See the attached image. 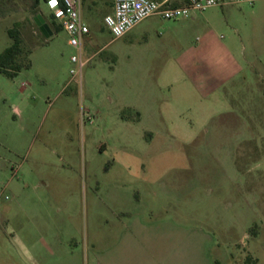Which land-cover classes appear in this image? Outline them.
Masks as SVG:
<instances>
[{
	"label": "rangeland",
	"instance_id": "rangeland-1",
	"mask_svg": "<svg viewBox=\"0 0 264 264\" xmlns=\"http://www.w3.org/2000/svg\"><path fill=\"white\" fill-rule=\"evenodd\" d=\"M36 16L0 17V54L17 20L26 47L0 72V264H264V0L120 38L83 18L75 73Z\"/></svg>",
	"mask_w": 264,
	"mask_h": 264
},
{
	"label": "built area",
	"instance_id": "built-area-1",
	"mask_svg": "<svg viewBox=\"0 0 264 264\" xmlns=\"http://www.w3.org/2000/svg\"><path fill=\"white\" fill-rule=\"evenodd\" d=\"M53 4V13L62 23L69 35V43L79 50L72 61L79 72L86 63L83 59V39L90 32L89 26L81 16L82 0H64L60 6L58 0H49ZM253 0H114L113 12L104 17L106 27L114 38H120L131 31L143 20L153 15L164 19H178L194 16L196 12L214 6H224Z\"/></svg>",
	"mask_w": 264,
	"mask_h": 264
},
{
	"label": "trees",
	"instance_id": "trees-1",
	"mask_svg": "<svg viewBox=\"0 0 264 264\" xmlns=\"http://www.w3.org/2000/svg\"><path fill=\"white\" fill-rule=\"evenodd\" d=\"M41 3L42 0H0V17L6 18L11 13L16 12H33L35 15H42L44 20L49 24L53 34L63 30L62 23L53 12L49 18H46L44 13L40 11ZM58 3L60 6H63L64 0H58ZM35 24L37 25L36 22ZM22 26L23 22L17 20L12 27L8 28V34L12 39V43L0 54V72L9 77L16 76L23 67L21 59L26 53V47L21 33Z\"/></svg>",
	"mask_w": 264,
	"mask_h": 264
},
{
	"label": "crops",
	"instance_id": "crops-1",
	"mask_svg": "<svg viewBox=\"0 0 264 264\" xmlns=\"http://www.w3.org/2000/svg\"><path fill=\"white\" fill-rule=\"evenodd\" d=\"M83 1V6H84V0H82ZM89 1H91L92 2V4L93 5H96V4H99V3H102L103 2V4L105 3V5H106V7H105V10L104 11H100L99 13H94V14H92L93 12V10H92V7H91V5H88V9L89 10H87L86 11V15H85V18L84 17H82V19L84 18L86 21H88V20H90V17L89 16H93V15H102V12H103V21H104V17L107 15V14H109V13H112L113 12V6H114V0H89ZM227 5V4H226ZM82 15V14H81ZM194 17V16H193ZM85 21V22H86ZM144 21V20H143ZM86 24L89 26V29H90V31H91V28H90V25L86 22ZM90 34V32L87 34V35H89ZM86 35V36H87ZM199 70V69H198ZM13 237H15V235L13 236Z\"/></svg>",
	"mask_w": 264,
	"mask_h": 264
},
{
	"label": "water",
	"instance_id": "water-1",
	"mask_svg": "<svg viewBox=\"0 0 264 264\" xmlns=\"http://www.w3.org/2000/svg\"><path fill=\"white\" fill-rule=\"evenodd\" d=\"M35 20H36V23L38 24V26L40 27L41 31L43 32V34L47 38H49L53 34V31L51 30L49 24L44 20L42 15H37L35 17Z\"/></svg>",
	"mask_w": 264,
	"mask_h": 264
}]
</instances>
